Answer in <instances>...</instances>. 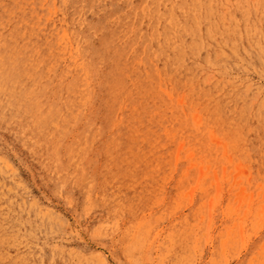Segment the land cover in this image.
<instances>
[{"label":"rangeland","instance_id":"374dc122","mask_svg":"<svg viewBox=\"0 0 264 264\" xmlns=\"http://www.w3.org/2000/svg\"><path fill=\"white\" fill-rule=\"evenodd\" d=\"M6 1L0 264H264V0H95L127 22L103 60L59 46V0Z\"/></svg>","mask_w":264,"mask_h":264},{"label":"bare ground","instance_id":"6f19581e","mask_svg":"<svg viewBox=\"0 0 264 264\" xmlns=\"http://www.w3.org/2000/svg\"><path fill=\"white\" fill-rule=\"evenodd\" d=\"M108 2L110 0H102V2ZM142 2V0H136ZM148 1V14L152 15L156 9V5L158 4L159 0H147ZM101 2V3H102ZM6 8L12 9L13 4L11 0H7ZM52 3L56 7V0H52ZM101 3L90 0L89 2L83 1L84 6H80L77 0H59V12L56 15L58 18V24L60 28L59 33V46L67 44L69 42H74L78 45L79 55L80 57L84 58L91 52V39L88 37L89 35H95L98 38L99 48L96 50V56L99 59H105L106 57H111L116 54L122 45H124V33L127 31V22L124 21L120 23L118 20H113L115 14L113 13L115 8H110L109 11L103 9ZM70 12L72 14L71 19L77 22L78 19H82L84 25H81V29L79 31L72 32L70 30V25L72 24L70 17L67 18L65 13ZM90 12H95L96 15L99 17L102 15L105 17L104 22L101 20L98 21V26L94 29L92 28L89 23L84 21L86 15ZM20 15L18 13L9 16H2L0 15V32H8L10 27L15 26L17 21L19 20ZM101 18V17H100ZM108 20V24H105V21ZM51 20H43L38 22L35 26V34L31 36L30 40L27 42L26 45H22L23 43L19 41L21 46H30L35 49H42L46 47L48 41L46 37H49L57 27L52 26L49 27ZM16 31V30H15ZM44 33V34H43ZM93 33V34H90ZM185 35H188L186 30H183L180 33L181 36V43L182 44H189L190 39H186ZM43 36V37H42ZM162 36H166V32H162ZM85 78L88 81H93L94 78L97 76L96 68L93 65H85ZM12 76L8 75V73L2 72L0 74V86L3 84L11 83ZM23 99L28 98L27 95L22 96ZM256 223V222H255ZM255 229V227H254ZM251 229V234H253L256 229ZM254 231V232H253ZM0 238L3 244H8L11 240L18 241L20 238V233L15 232L11 235L5 228L1 227L0 225Z\"/></svg>","mask_w":264,"mask_h":264}]
</instances>
